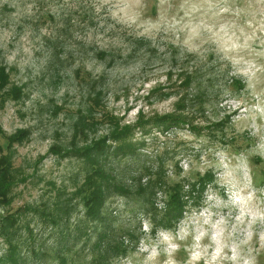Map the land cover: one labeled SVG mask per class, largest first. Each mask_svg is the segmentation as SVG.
Instances as JSON below:
<instances>
[{
  "label": "rangeland",
  "instance_id": "374dc122",
  "mask_svg": "<svg viewBox=\"0 0 264 264\" xmlns=\"http://www.w3.org/2000/svg\"><path fill=\"white\" fill-rule=\"evenodd\" d=\"M2 157L0 264H97L107 232L129 246L108 264H264V0H0ZM141 188L159 218L180 192V221L155 228Z\"/></svg>",
  "mask_w": 264,
  "mask_h": 264
},
{
  "label": "trees",
  "instance_id": "16d2710c",
  "mask_svg": "<svg viewBox=\"0 0 264 264\" xmlns=\"http://www.w3.org/2000/svg\"><path fill=\"white\" fill-rule=\"evenodd\" d=\"M97 145V144H96ZM99 147L102 145V143H98ZM104 147V146H103ZM98 149H90L85 155L86 157L92 162L93 173L88 175L86 181L87 186L93 190L89 196H87L86 201V207H88V214L92 217H95L96 220L99 219L100 221H103V215L102 210L105 206V203L107 199L111 196V194H108L104 190L105 183H108L109 180L106 177L104 168L102 167V154ZM137 152V148L134 144H119L116 148L115 154H121L125 155L127 153L129 154H135ZM11 165L7 158L2 157L0 160V208L6 207L11 202L12 191L15 187V180L16 176L14 172L11 170ZM98 177V178H97ZM209 177L206 179H201L198 181V183L202 184V187H205L210 181ZM94 178H97L95 180ZM209 181V182H208ZM200 184V185H201ZM153 185L156 188V183H153ZM197 185V184H196ZM194 185V190L195 186ZM152 186V185H151ZM115 190L117 188H114ZM204 189V188H203ZM120 192H124L123 190ZM119 192V193H120ZM128 192V191H127ZM125 193V192H124ZM128 195V193H125ZM149 194V193H148ZM146 193V191L141 188L138 192L139 197H143L142 199L143 204L146 207V214H151L153 221V224H155V228L160 227H166L171 228L175 226L180 219L183 216L184 208L186 207L184 202L182 201V195L180 192H175V195L172 196V199L170 200V203L168 204V207H166V213L163 218H159L158 210L155 207V199L156 195L153 191L150 192L149 196ZM148 196V197H147ZM3 222L7 223L9 227H13L16 224V219L14 216H9L3 219ZM5 229V226H3ZM126 237H121L120 234L113 237V235H110V232H107L103 234L100 237V240L98 242V247L100 251L99 258L95 261L97 264H108V262L115 257H121L123 255L127 254V249L129 246L125 245ZM17 259V257H16ZM17 260H12L13 264H17Z\"/></svg>",
  "mask_w": 264,
  "mask_h": 264
},
{
  "label": "clouds",
  "instance_id": "9594fccd",
  "mask_svg": "<svg viewBox=\"0 0 264 264\" xmlns=\"http://www.w3.org/2000/svg\"><path fill=\"white\" fill-rule=\"evenodd\" d=\"M119 11H123V9H120ZM119 11L114 12V15H119ZM221 31H224L223 28H221ZM227 43V41H226ZM232 47H239L238 44H232ZM254 193H248L246 196L243 193H237L235 194V196L233 197L234 202L237 204H240L242 206V214H244V210L247 208L248 203L253 199L254 197ZM215 240V237L213 238ZM220 252V247L219 245L217 246V248L212 252V256H211V260L210 261H206V264H215V261L219 255ZM226 259H231L232 261H237V255L235 253V250L233 249V255L231 257H225ZM244 264H249L248 260L244 261Z\"/></svg>",
  "mask_w": 264,
  "mask_h": 264
}]
</instances>
